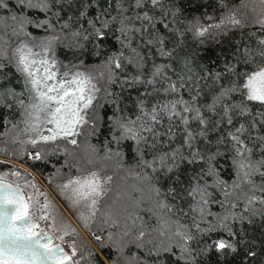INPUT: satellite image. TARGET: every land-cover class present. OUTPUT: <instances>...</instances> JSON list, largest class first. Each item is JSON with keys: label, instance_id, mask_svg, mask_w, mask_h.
Returning a JSON list of instances; mask_svg holds the SVG:
<instances>
[{"label": "snow or ice", "instance_id": "obj_1", "mask_svg": "<svg viewBox=\"0 0 264 264\" xmlns=\"http://www.w3.org/2000/svg\"><path fill=\"white\" fill-rule=\"evenodd\" d=\"M94 3L0 0V111L18 117L0 118V153L55 160L59 194L95 245L4 160L0 264H207L236 253L234 222L256 205L264 215V0H215L218 14L185 17L184 31L173 27L183 0H104L90 15ZM189 33L228 47L203 63Z\"/></svg>", "mask_w": 264, "mask_h": 264}, {"label": "trees", "instance_id": "obj_2", "mask_svg": "<svg viewBox=\"0 0 264 264\" xmlns=\"http://www.w3.org/2000/svg\"><path fill=\"white\" fill-rule=\"evenodd\" d=\"M98 2L100 4V7H97L96 4L94 3L88 9L90 15H96L97 13L101 12L102 7H105L104 0H98ZM227 2L229 7H232L239 5L240 0H227ZM183 7L185 9L184 16L180 17L179 21L173 25V27L180 29L181 31H184V29L188 25V20L185 19V17L191 19L193 16H199L201 11H206L214 15L218 14L215 5V0H183ZM232 38L233 40L238 39L239 34L237 33ZM185 39L187 45L191 47L192 52L196 53L198 57H202L201 62L203 63H208L209 60H216L217 57H222L221 48L228 47L227 43L221 45L220 47H217L216 42L212 40L206 41L205 45L200 47L193 42V38L190 33L186 34ZM109 41L110 44L117 45V42L111 36L109 37ZM169 47H171V44H169ZM68 58L69 59L71 58L70 54ZM11 71L14 72V69H12ZM13 83L18 84L19 81L14 79ZM0 118H2L5 123H7L8 120H12L13 122H15V120L18 119L17 116H15L7 109L0 111ZM2 130L4 129H0V131ZM104 139H105V135H99L92 141V143L102 148ZM0 148L7 149L8 145L5 144L4 142H0ZM11 157L12 156L10 155H5L3 153H0V161L6 160L9 165H14V163L11 162V159H9ZM18 159L23 160L26 164L31 166V168H33L39 174V176H41L42 179H44V181L52 188L54 185H56L61 181L65 182L66 179L65 174H61V175L55 174L56 168L60 167L59 164H55V160H53V163H45L43 161H26V154L22 155ZM126 163L127 164L133 163L131 159V155H129L128 158L126 159ZM33 165H35V167H33ZM224 168H225V175L227 178V176L230 175V173L228 172L226 165L224 166ZM3 170H10V169L5 168ZM120 175H125V174L123 172L117 173L118 183L120 182ZM129 182H131V178H129ZM53 191L55 192V189ZM242 208L243 205L241 204V207L236 209L235 211L239 213ZM255 208L257 209L255 215L249 212L246 214L247 215L246 220L234 222V230L240 232L241 235L244 237V243L240 245L237 252L228 253L227 255L210 254V257L205 258L207 260V264H264V215L260 214V210H261L260 205H256ZM78 222L80 221L78 220ZM80 223H81V227L85 231V235H87L89 239H87V237H85V235L80 232L81 235L85 239H87L90 243H93L94 245V242L91 240V237L88 236L87 230L84 228L82 222ZM92 230L93 231L98 230L95 224H93ZM248 250L255 252L256 255L254 257H246L244 253L247 252ZM112 255L113 258H115L114 252L112 253Z\"/></svg>", "mask_w": 264, "mask_h": 264}, {"label": "rangeland", "instance_id": "obj_3", "mask_svg": "<svg viewBox=\"0 0 264 264\" xmlns=\"http://www.w3.org/2000/svg\"><path fill=\"white\" fill-rule=\"evenodd\" d=\"M11 159V162L14 163V165H16L18 168H22L25 169L26 172L31 173L30 176L27 177L28 180H32L34 179L35 183L37 184V186L39 187V189L45 193H47L48 197L54 202V204L59 206V209L63 210L66 215L68 216V219L71 220V222L75 225V227L85 235V231L83 230V228L81 227V223L78 222L77 218L74 217L72 215V212L68 211V201L66 200V198L64 196H61L59 194V190H58V185H61L62 183H64L63 181L57 183L56 185L53 186V188L48 185L44 179H42L41 176H39V174L33 169L31 168V166H29L28 164H26L23 160H20L18 158H9ZM5 171H9V170H5ZM124 175H120V177H123ZM15 177L9 176V180H15ZM20 183H23V181H20ZM55 189V192L53 191ZM29 191V189H26V192ZM43 199V198H41ZM80 223V224H79ZM85 237H87V235H85ZM87 239H89V237H87Z\"/></svg>", "mask_w": 264, "mask_h": 264}]
</instances>
